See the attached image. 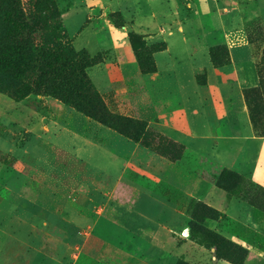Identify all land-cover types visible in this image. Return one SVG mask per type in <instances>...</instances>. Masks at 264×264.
Returning a JSON list of instances; mask_svg holds the SVG:
<instances>
[{"label": "rangeland", "instance_id": "obj_1", "mask_svg": "<svg viewBox=\"0 0 264 264\" xmlns=\"http://www.w3.org/2000/svg\"><path fill=\"white\" fill-rule=\"evenodd\" d=\"M241 42L264 129V0H0V264L264 252V174L239 141L251 113L242 89H219L237 88ZM189 69L206 86V139L179 88Z\"/></svg>", "mask_w": 264, "mask_h": 264}, {"label": "crops", "instance_id": "obj_2", "mask_svg": "<svg viewBox=\"0 0 264 264\" xmlns=\"http://www.w3.org/2000/svg\"><path fill=\"white\" fill-rule=\"evenodd\" d=\"M249 52H250V48L248 46L246 47L241 42L239 44V47H237V49L235 50L236 60H234L232 56L233 65H235L236 68L238 69L237 81L235 84L237 88L221 87L219 88L220 90H224L225 92L228 91L230 94H232L233 92L234 94L237 93V91L239 90L241 91V89L244 90L246 88L257 87L259 85V79L257 73L256 71H254L255 68L252 70L250 66V61H248ZM202 53L203 56L205 55L207 58L206 65H196L195 68L198 69L201 67H205L209 69L210 58H209L208 50H203ZM191 69L187 71L186 76L179 75V88L182 93L181 95L184 99V103L186 105L188 120L191 129L194 132V137L196 139H204V138L206 139L207 137H209L212 126L210 119L207 116L205 110L206 109L205 101L202 98L203 88L205 85L203 86L197 83V80H195V77L193 76V70L191 71ZM214 71H215L214 68H212L211 77H209V79L212 83L216 81V83L219 84L217 71L215 72ZM238 127L239 130L244 133V135L239 137L240 143L247 145L250 151L251 149H253L252 152L248 151V155L249 156L253 155L256 160L254 174L257 173L258 170H261L262 173L264 174V153H262L256 147L257 144L264 145V137L256 136L253 134L246 135L251 128L249 124L245 123ZM250 169L251 168H246L244 170L245 173H249ZM253 180L255 182L264 184V179H262V182H260L261 180L258 181L255 175L253 176ZM259 232L264 234V216H262V222ZM252 262L257 264H264V252L251 251L247 264H251Z\"/></svg>", "mask_w": 264, "mask_h": 264}, {"label": "trees", "instance_id": "obj_3", "mask_svg": "<svg viewBox=\"0 0 264 264\" xmlns=\"http://www.w3.org/2000/svg\"><path fill=\"white\" fill-rule=\"evenodd\" d=\"M23 27H27V26H23ZM214 50H215V48L210 49V56H211V59L215 62L214 53H213ZM217 50H220L222 52V54L224 55V59L228 55L227 50L225 48H222L221 46ZM260 92H261V89L258 86L246 88L243 90V97H244L245 103L247 105V108H248L249 112L251 113L250 118H251V122H252V126L254 129L255 135L260 136V137H264V129L260 125L257 124V120L253 114V111H252V105L254 102V98L257 95H259ZM262 96H263V94H262ZM99 105L102 109H104L100 103H99ZM83 110H84L85 114L90 115V116H96L98 114L97 110L92 111V112L89 109L86 110L83 108Z\"/></svg>", "mask_w": 264, "mask_h": 264}]
</instances>
